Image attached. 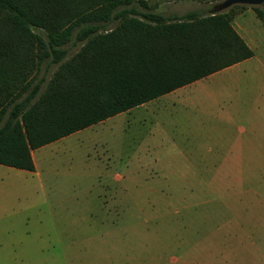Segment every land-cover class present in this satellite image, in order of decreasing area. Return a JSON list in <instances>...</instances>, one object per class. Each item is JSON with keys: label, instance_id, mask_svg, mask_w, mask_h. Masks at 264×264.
<instances>
[{"label": "rangeland", "instance_id": "1", "mask_svg": "<svg viewBox=\"0 0 264 264\" xmlns=\"http://www.w3.org/2000/svg\"><path fill=\"white\" fill-rule=\"evenodd\" d=\"M263 5L232 9L253 58L0 165V264H264Z\"/></svg>", "mask_w": 264, "mask_h": 264}, {"label": "trees", "instance_id": "2", "mask_svg": "<svg viewBox=\"0 0 264 264\" xmlns=\"http://www.w3.org/2000/svg\"><path fill=\"white\" fill-rule=\"evenodd\" d=\"M236 7L0 0V165L34 172L32 151L252 57Z\"/></svg>", "mask_w": 264, "mask_h": 264}, {"label": "crops", "instance_id": "3", "mask_svg": "<svg viewBox=\"0 0 264 264\" xmlns=\"http://www.w3.org/2000/svg\"><path fill=\"white\" fill-rule=\"evenodd\" d=\"M149 1H151V0H147V3H148L149 6H151V3H150ZM157 9H158V8H157ZM155 12L161 13V14H163V15H165V16H173V15H175V14H166V13H164V11L162 12V11H160V10H157V11H155ZM178 16H181V15H178ZM248 47H249V46H248ZM249 48H250V47H249ZM250 49H251V48H250ZM252 53H253V51H252ZM251 58H253V56L250 57V58H248V59H245V60H243V61H241V62H239V63H237V64H234V65H232V66H230V67H228V68H225V69H223V70H229V69H232V68L238 67L239 65L243 64L244 62L248 61V60L251 59ZM223 70H221V71H223ZM219 72H220V71H219ZM216 73H218V72H216ZM216 73H214V74H216ZM214 74H212V75H214ZM212 75H209V76H207V77H205V78H202V79L209 78V77H211ZM202 79H200V80H202ZM200 80H197V81H195V82H193V83H190V84L185 85V86H183V87H181V88H178V89H176V90H174V91H172V92H170V93H167V94H165V95H162V96H160V97H158V98H156V99H154V100H151V101H149V102H147V103H145V104H143V105H141V106H139V107H142V108L144 109V111H146V112H148V111L151 112L150 107H148V103H151L152 101H153V102L158 101V103H159V101H160L161 99H163L164 97H170L171 95H175V94H177L178 92H181L182 90L187 89V87H189V86H191V85H193V84L199 82ZM167 95H169V96H167ZM173 100H174V99L172 98V101H173ZM136 108H137V107H136Z\"/></svg>", "mask_w": 264, "mask_h": 264}, {"label": "water", "instance_id": "4", "mask_svg": "<svg viewBox=\"0 0 264 264\" xmlns=\"http://www.w3.org/2000/svg\"><path fill=\"white\" fill-rule=\"evenodd\" d=\"M263 4L264 0H224L221 4L217 5V10L222 12L235 5L257 7Z\"/></svg>", "mask_w": 264, "mask_h": 264}]
</instances>
